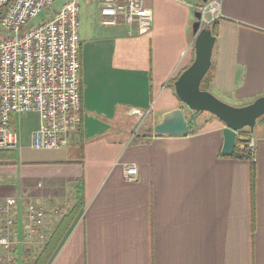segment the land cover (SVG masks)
Returning <instances> with one entry per match:
<instances>
[{"label": "crops", "instance_id": "1", "mask_svg": "<svg viewBox=\"0 0 264 264\" xmlns=\"http://www.w3.org/2000/svg\"><path fill=\"white\" fill-rule=\"evenodd\" d=\"M102 1L79 0L82 122L69 145L33 148L40 116L11 115L19 143L0 149L14 154L0 159V208L15 205L0 209V234L13 248L0 247V264H32L50 239L48 264H264V122L251 138L254 199L251 161L222 155L225 125L209 113L187 137L129 134L185 107L171 82L194 61L200 0H145L143 35L103 26ZM212 60L217 98L242 107L264 96V0H221ZM30 204L46 216L28 235Z\"/></svg>", "mask_w": 264, "mask_h": 264}, {"label": "built area", "instance_id": "2", "mask_svg": "<svg viewBox=\"0 0 264 264\" xmlns=\"http://www.w3.org/2000/svg\"><path fill=\"white\" fill-rule=\"evenodd\" d=\"M60 1L0 0V27L9 33L0 38V149L19 143L18 134L10 128L12 114L40 116V127L32 138L35 149L66 148L71 133L81 125L79 0H63L51 15L32 23ZM196 9L202 13L200 29L206 28L221 17V0H209ZM99 14L103 26H127L139 35L152 27L153 14L145 0H103ZM247 145L250 160L256 162L254 140ZM128 173L136 175L137 169ZM14 205L15 200L7 198L0 209L10 212ZM45 216L43 208L28 206V235L43 227ZM7 224L11 227L14 222L8 220ZM0 247L10 251L13 242L0 234Z\"/></svg>", "mask_w": 264, "mask_h": 264}, {"label": "water", "instance_id": "3", "mask_svg": "<svg viewBox=\"0 0 264 264\" xmlns=\"http://www.w3.org/2000/svg\"><path fill=\"white\" fill-rule=\"evenodd\" d=\"M207 4L209 0H202ZM192 24L195 35V58L192 64L184 70L174 83L175 92L184 108H176L162 115L153 132L159 136L187 137L192 119L187 115V109L192 113L206 112L224 125L223 156H232L237 142L238 132L244 128L254 130L257 120L264 116V96L257 98L249 105L231 106L217 98L210 91L201 89V84L212 66L213 51L216 38L209 27L200 29L202 13H194Z\"/></svg>", "mask_w": 264, "mask_h": 264}, {"label": "trees", "instance_id": "4", "mask_svg": "<svg viewBox=\"0 0 264 264\" xmlns=\"http://www.w3.org/2000/svg\"><path fill=\"white\" fill-rule=\"evenodd\" d=\"M200 5H204L202 0H200ZM218 21H219V19H216L211 23V25L208 26L211 29L212 34L216 39H217ZM193 51H194V48H193ZM213 70H214V62L212 60V66L202 81V84H201L202 90L210 91ZM178 77L173 79V81L171 82V85L173 87H174V83L178 79ZM203 114H205V112H201V113H192L191 112V115L189 117L192 119V121L189 124V134L196 133L198 131V129L196 128L197 120ZM211 116H213V115H211ZM262 122H264V116L257 120L256 126ZM256 126H255V128H256ZM255 128H254V130H255ZM253 131L250 128H244L238 132L235 151H234L233 155L230 157L236 158V159L250 160L252 153H251L250 149L248 148L247 144L252 138ZM154 137H160V136L155 135L153 130L149 134L142 135V136L140 135V133H137L133 138V142L134 143L143 142V143L148 144L152 141V139ZM242 145H244L243 149H241ZM13 156H14V154L7 152L6 150L5 151L0 150V159H10ZM251 163H252V168H251L252 181H251V183H252L253 199H254L256 167H255V162L251 161ZM58 232H59V230L56 231L55 235H57ZM55 235L53 236V238L55 237ZM52 241H54V240L50 239L49 242L46 243V245L43 247L41 252L37 255V257L35 258V260L33 261L32 264H48L49 263L48 257L50 255L51 250L54 247V243Z\"/></svg>", "mask_w": 264, "mask_h": 264}, {"label": "rangeland", "instance_id": "5", "mask_svg": "<svg viewBox=\"0 0 264 264\" xmlns=\"http://www.w3.org/2000/svg\"><path fill=\"white\" fill-rule=\"evenodd\" d=\"M187 2H190V3H193V2H197V1H199V0H186ZM63 3V0L62 1H60V2H57L54 6H53V8L52 9H48V10H46L44 13H42L36 20H34L32 23H33V25L34 24H37V23H39V22H41L42 20H44L46 17H47V15H51V11H53V10H56V9H58V8H60V6H61V4ZM194 20H195V17L193 18ZM80 20H81V15H80ZM194 20H193V22H194ZM211 25V24H210ZM9 35V33L8 32H6V31H4L1 27H0V38H2V37H6V36H8ZM187 115L188 116H190L191 115V111H189L188 109H187ZM199 119H200V117H199ZM144 123L142 122V123H140V121H137L136 123H135V125L133 126V128L131 129V131H130V135L132 136H134V134L135 133H141L142 132V130L144 129V125H143Z\"/></svg>", "mask_w": 264, "mask_h": 264}]
</instances>
